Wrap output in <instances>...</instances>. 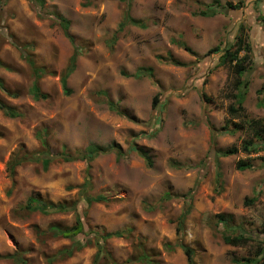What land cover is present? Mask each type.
Listing matches in <instances>:
<instances>
[{
	"label": "rangeland",
	"instance_id": "1",
	"mask_svg": "<svg viewBox=\"0 0 264 264\" xmlns=\"http://www.w3.org/2000/svg\"><path fill=\"white\" fill-rule=\"evenodd\" d=\"M217 1L216 14H200ZM226 2L244 5L232 9ZM259 13L264 0H0V99L19 112L12 117L0 110V264H16L5 256L20 250L28 264H95L96 240L115 231L125 235L101 239V264H146L144 254L147 264H190L185 247L193 249L195 264L254 257L264 241V139L231 117L235 74L220 62L222 52L206 53L233 43L241 23L249 26L254 64L243 75L250 82L244 106L249 119L264 124ZM61 16L70 21L74 42ZM75 46L80 56L66 95L60 78ZM24 52L48 71L39 79L46 98L31 93L36 76ZM43 130L57 154L47 170L37 135ZM250 138L259 144L253 154L240 148ZM112 143L125 154L112 150L88 161L77 152ZM133 145L150 153L152 165ZM231 147L240 149L220 154ZM61 152L77 157L67 161ZM22 156L12 176L10 162ZM239 160H251L254 168L237 169ZM97 194L108 201L86 202ZM32 195L79 201L85 233L75 237L85 243L82 249L49 261L72 243L54 227H72L77 213L30 212L24 204ZM189 195L192 211L178 233ZM247 198L256 200L246 204ZM220 213L233 220L219 222ZM241 232L252 237L248 245L225 243L224 234Z\"/></svg>",
	"mask_w": 264,
	"mask_h": 264
},
{
	"label": "trees",
	"instance_id": "2",
	"mask_svg": "<svg viewBox=\"0 0 264 264\" xmlns=\"http://www.w3.org/2000/svg\"><path fill=\"white\" fill-rule=\"evenodd\" d=\"M43 1L44 0H40V4H43ZM217 3L218 5L214 4L216 6L213 5V7L212 5H209L208 9L202 11L200 14L208 15V16L216 14L218 11V6L221 7L220 5L221 3L219 1H217ZM225 5L232 9H239L243 7L244 4L243 2H238V3L226 2ZM126 20L136 25L141 24L140 21L130 16H126ZM257 20L262 24V27L264 29V13H259ZM59 21H60V24L65 34L68 36V38L72 42H74V38L71 35L70 30H69L70 21L67 18L62 17V16L59 18ZM249 29L250 28L247 24L241 23L238 36L233 43H229L225 49H221L219 46L210 48L207 51L206 55H211L212 53L222 52L221 57H220V62L224 65H228L232 69V72L235 74V81L233 82L234 91L233 93L229 94V97L235 99V103L229 106L228 112L231 115V117L234 119L242 118L241 120H245L244 122L246 123L247 127H249L250 129L251 128L253 129L254 138L258 140H262L264 139V124L259 119H252V120L249 119L247 117L245 106H244L247 88L250 82L247 79H244L243 75L247 70L251 69L254 64V60H253V50L254 49H253V44L250 39ZM185 48L189 51H192L189 46H185ZM22 50H23V47H22ZM24 53L26 55L28 62L32 66L33 72L36 76V80L31 86V93L35 99L46 98L47 94L41 91L39 79L43 77L45 74H47L48 71L45 67L37 65L30 55L26 54V52ZM79 56H80L79 47L75 46V51L70 58L69 64L61 75L60 81L62 84L63 91L66 95H70L72 93V88L69 87L68 79L77 67V61H78ZM0 86L3 89H5L2 79H0ZM157 103H158V98L156 97L153 103V107H156ZM261 103L262 105H264V97H263V102ZM109 104L115 110L119 111L117 106L113 102H109ZM0 110H3L5 114L12 116V117L19 116V112L16 111V109L13 106L7 104L2 99H0ZM235 126H237L238 128L244 127V125L241 123H235ZM45 133L46 131L43 130V132L39 131L37 135H38V138L40 139L41 146H42V151H41L42 155H41L40 160L42 162L43 169L47 170L50 164L52 163V161H54L55 156L57 154H55L52 151L48 140L44 136ZM254 138L243 140L240 148L245 153L253 154L259 150V147H258L259 144L256 141H254ZM240 148L231 147L225 150H220V154L224 156L231 155V154L237 153ZM132 149L136 151L139 155H141L143 158H145L148 165H152L153 159L147 150L137 145H133ZM112 150H115L119 156H122L125 154L122 146L117 143H112L107 147L100 146L98 144H91L83 152L82 151H77V152L79 154V157L83 156L84 159L91 161L98 154L109 152ZM59 154L62 155V157L67 161L74 160V158L77 157V155L75 156L67 152H61ZM24 159L25 157L22 156L20 158L13 159L10 162L8 169L12 176L15 174L16 167L20 165L24 161ZM236 168L239 170L252 169L254 168V164L251 160H239L236 164ZM218 177L221 178L220 173H218ZM87 183L88 181L86 180L84 183V189L86 188ZM167 195L169 196L170 193H168ZM188 198H189L190 204L184 209L181 216L178 218V225H177L178 233L180 232L181 227L183 226L187 216L192 211V206H191L192 196L189 195ZM85 199L88 204H91L94 202L108 201V198L103 194L88 195ZM255 200L256 198H247L245 203L252 205L255 202ZM78 205H79V201H74L72 203L52 202V201L44 200L43 198L36 196V195L30 196L27 199L26 203L24 204V209L30 212L38 211L43 214H51L55 212L75 211L77 213L76 223L72 227L67 228V229H61L60 227H54V229H58L59 234L63 235L64 237L70 238L72 243L69 247L62 249L56 255L50 257L49 258L50 262H54L55 260L59 258L72 256L75 253V251H78L85 246V243L82 240H78L75 237L79 233H85V226L81 220V217L78 211ZM217 217H218L219 222L226 223V225H228V221L233 220L232 215H227L224 213L217 214ZM261 223L263 225V228L260 230V232L264 234V221H262ZM257 232L260 233L259 231ZM124 235L125 234L123 231L108 232L104 235H100L101 238H98L96 240V245L98 246L99 250H98V254L96 255L95 264H101V262H99V253L103 249L101 239H103V241H106L109 238L123 237ZM223 239L225 243L229 245L246 246L248 245L252 237L248 235L246 232H241L240 234H227L226 233L223 235ZM185 253L187 255V259L189 263L195 264L194 259H193V254H194L193 249H191L190 247H185ZM5 257L11 259L16 264H28V260L25 258V253L24 251H21V250L16 251L13 254H9ZM140 261L147 264L150 261V258L148 255L144 254L141 257ZM233 261L234 263H237V264H264V241L262 243V246L261 244L259 245L256 255L254 257H250V256H242L239 258L236 257L233 259Z\"/></svg>",
	"mask_w": 264,
	"mask_h": 264
}]
</instances>
